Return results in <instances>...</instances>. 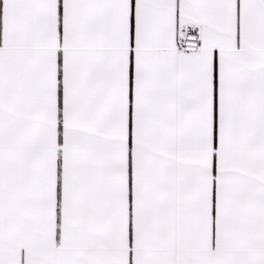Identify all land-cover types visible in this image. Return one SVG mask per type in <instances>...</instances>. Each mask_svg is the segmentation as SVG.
Instances as JSON below:
<instances>
[{"label": "snow or ice", "instance_id": "snow-or-ice-1", "mask_svg": "<svg viewBox=\"0 0 264 264\" xmlns=\"http://www.w3.org/2000/svg\"><path fill=\"white\" fill-rule=\"evenodd\" d=\"M0 264H264V0H0Z\"/></svg>", "mask_w": 264, "mask_h": 264}]
</instances>
